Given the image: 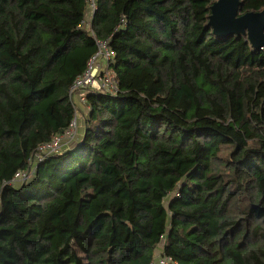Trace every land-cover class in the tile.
<instances>
[{
	"label": "trees",
	"instance_id": "trees-1",
	"mask_svg": "<svg viewBox=\"0 0 264 264\" xmlns=\"http://www.w3.org/2000/svg\"><path fill=\"white\" fill-rule=\"evenodd\" d=\"M93 1L0 0V264H264V48L217 0ZM97 40L119 90L36 162Z\"/></svg>",
	"mask_w": 264,
	"mask_h": 264
},
{
	"label": "built area",
	"instance_id": "built-area-1",
	"mask_svg": "<svg viewBox=\"0 0 264 264\" xmlns=\"http://www.w3.org/2000/svg\"><path fill=\"white\" fill-rule=\"evenodd\" d=\"M90 7L88 10V16L84 22L91 20V16L96 7L95 2L90 0ZM87 24V23H86ZM116 56L115 51L111 49L108 41L97 40V50L89 61L86 70L75 78V81L70 88V102L76 108V116L72 122L70 128L60 136H56L49 144L39 147L35 156L36 162H39L45 158V154L58 151L69 141H73L77 136V115L78 105H83L85 102L86 93L90 91H102L107 93H117L119 90L118 80L114 73V70L110 67V61ZM35 162V163H36ZM31 171L23 172L18 171L15 175L17 180L28 179L32 173ZM167 259L163 260L161 264H166Z\"/></svg>",
	"mask_w": 264,
	"mask_h": 264
},
{
	"label": "water",
	"instance_id": "water-1",
	"mask_svg": "<svg viewBox=\"0 0 264 264\" xmlns=\"http://www.w3.org/2000/svg\"><path fill=\"white\" fill-rule=\"evenodd\" d=\"M240 0H217L211 6L209 26L218 37L247 34L253 47L264 48V9L240 14Z\"/></svg>",
	"mask_w": 264,
	"mask_h": 264
},
{
	"label": "rangeland",
	"instance_id": "rangeland-1",
	"mask_svg": "<svg viewBox=\"0 0 264 264\" xmlns=\"http://www.w3.org/2000/svg\"><path fill=\"white\" fill-rule=\"evenodd\" d=\"M89 112V106L86 104V105H84V107H83V114L84 113H88ZM83 115H81V114H79L78 113V115H77V118H76V120H77V134H79V132H80V129H81V126L83 125ZM84 126V125H83ZM167 202V201H166ZM160 251V250H159Z\"/></svg>",
	"mask_w": 264,
	"mask_h": 264
},
{
	"label": "crops",
	"instance_id": "crops-1",
	"mask_svg": "<svg viewBox=\"0 0 264 264\" xmlns=\"http://www.w3.org/2000/svg\"><path fill=\"white\" fill-rule=\"evenodd\" d=\"M84 124V123H83ZM84 127L83 125L81 126V129H80V132H79V135L81 134V132L83 131Z\"/></svg>",
	"mask_w": 264,
	"mask_h": 264
}]
</instances>
